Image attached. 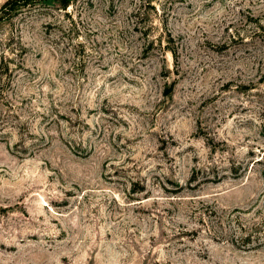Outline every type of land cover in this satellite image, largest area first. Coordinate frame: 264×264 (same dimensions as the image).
<instances>
[{
	"label": "rangeland",
	"instance_id": "1",
	"mask_svg": "<svg viewBox=\"0 0 264 264\" xmlns=\"http://www.w3.org/2000/svg\"><path fill=\"white\" fill-rule=\"evenodd\" d=\"M0 264H264V0L0 20Z\"/></svg>",
	"mask_w": 264,
	"mask_h": 264
},
{
	"label": "trees",
	"instance_id": "2",
	"mask_svg": "<svg viewBox=\"0 0 264 264\" xmlns=\"http://www.w3.org/2000/svg\"><path fill=\"white\" fill-rule=\"evenodd\" d=\"M32 5H35V0H7L0 6V20L6 19L10 17L12 13Z\"/></svg>",
	"mask_w": 264,
	"mask_h": 264
}]
</instances>
